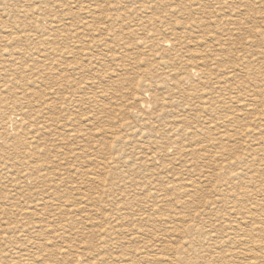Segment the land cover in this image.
<instances>
[{
  "label": "rangeland",
  "instance_id": "374dc122",
  "mask_svg": "<svg viewBox=\"0 0 264 264\" xmlns=\"http://www.w3.org/2000/svg\"><path fill=\"white\" fill-rule=\"evenodd\" d=\"M140 1L142 0H0V97L9 100H6L7 103L0 104V264H25V261L27 264H264V187L262 188L264 176L249 173V175L256 174L253 180L255 182L245 183L238 189L234 185V191H236L234 195L235 193L239 195L235 198L236 195L230 196L227 193L230 192V187L233 186L235 180L232 179L229 185L226 184L229 186L228 188L225 181H222L225 191L221 187L223 196H217L213 192V187L220 183L216 181L201 182V179L196 175L203 172L210 175L212 168L216 166L213 160L226 163L244 158L251 153L252 149L258 147V142H261V145L257 149L261 146V151L256 149L255 152L258 151L254 156L256 160L254 159L253 168H249L255 169L264 159L262 157L264 156V151H262L264 150V143H262L264 142V132L262 131L264 126V0H224V3L220 0H182L186 4L181 0H152L151 4L144 3V5ZM129 7L134 9L131 11ZM138 8L141 9L139 13H137ZM145 12L163 18L164 22L167 21L164 30L160 27L155 29L154 34L158 38L157 51H154L156 49L154 48L151 52L147 48L140 47L141 44H135L137 35H133L131 28L145 15ZM197 21L198 25H196ZM192 22L199 27V33L194 30L192 31L193 35L203 36L204 44L202 46L184 41L185 37L182 35H189L192 32L180 29V25L186 26L190 23L189 25L195 26ZM119 30L121 33H118ZM171 32L181 34L182 37L180 45L183 47L176 49L177 52L171 50L170 45L173 38ZM253 32L254 34H252ZM139 37L142 36L139 35ZM160 39L170 42L165 44ZM162 47H164V51ZM185 50L190 51L188 56ZM173 51L176 53V57L171 60L174 63L168 61L169 64L171 62L172 67L181 68L185 59L190 65L198 62L203 63L205 66L193 67L202 68L203 72H212L217 79L232 75L234 77L233 87L244 84L246 86V83H249L246 87L254 84V89H259L253 93L255 104H258L257 101L259 102L258 105L252 107L254 110L250 113L253 115L241 114L242 116H239L237 114L245 124L248 123L253 129L249 128L250 131L247 135L235 140L241 142L246 138L249 139L250 141L241 142L246 146H241V148L234 145L233 142L223 141L227 143V146L229 145L220 147L223 148L224 154L221 149H219L220 151L216 148L213 149L214 144L208 141L212 135H209L204 127L200 132L199 126L205 124L203 122L205 118L212 119L213 117L215 119L217 117L218 121H227V118L221 117L223 115L221 112H218L219 115L216 114L215 117V113H209L208 116L205 114L206 112L199 113L193 108L199 102L201 91L215 88L211 81L204 85L203 79L200 82V76H195L184 69L179 71L184 78L182 89L185 88L184 90L188 91H186L188 96H186L187 101L184 100L185 103L175 98L176 93H173L177 92L174 89L175 85L168 80L164 84L168 83L166 86L169 90L164 84L163 86L161 84L162 87L158 85L157 89H153L154 79L161 78L160 75L164 76L168 70L161 66L156 68L157 63L161 62V57L163 60L167 55H174ZM144 52L149 54L146 56ZM152 53L154 56L151 55ZM157 56H160L159 59ZM176 58L181 60H178L177 63ZM176 63L178 65L174 66ZM51 70L52 72H50ZM191 70L194 69L191 68ZM182 74H185L186 78ZM192 82L194 84H191ZM186 83L192 88L195 86V91L191 92L192 94L188 90L190 86L188 87ZM255 83L260 87H256ZM170 86L171 88H169ZM178 89L183 91L179 87ZM246 90L248 89H245V92ZM169 91L170 94H168ZM259 92H262L260 93L262 97L258 95ZM231 94L237 96L236 93L231 92ZM155 95L160 98V101ZM196 95L199 97L196 98ZM138 96L140 99L143 97L146 104H151L147 105L148 107L145 109L140 108ZM190 97L193 99L191 100ZM138 107L144 111V114H148L147 116L158 114L161 108H163V113L157 117L158 121L153 118L154 121L151 120L152 122L149 121L143 125L137 121L135 116V109ZM179 108L183 112L181 109L177 110ZM51 110L52 112H49ZM154 110L158 111L154 113ZM254 111L258 114L262 112L263 117L255 114ZM165 113L167 116L163 115ZM12 115L15 116V120L18 119L17 123L15 121V125L13 123L10 125L9 118ZM174 120L178 121V125L185 123L190 126V130L187 127L188 129L184 130L186 133L180 135L187 139L181 137V142H178L179 139L175 137L177 139V141L174 140L175 144L166 148L169 152L165 150L164 146L163 155L159 152L158 154L161 156L158 157L157 154L151 153L154 149L147 143L150 129H146V126L156 128L157 122L161 124L166 121L174 127ZM152 123L154 125H151ZM256 123L261 125L258 127ZM224 125L231 127L230 125L233 124L229 120L227 125L226 122ZM254 129L256 132H253ZM178 130L180 129L173 130L171 135H179ZM251 132L254 133V136ZM204 133L209 136L208 139ZM144 134L146 137L143 136ZM222 134L226 135L227 132L224 131ZM192 136L195 137L192 138ZM259 137L263 141L257 140ZM188 140L193 144L189 145ZM13 142H17V145ZM113 143L115 145L112 146ZM145 144L148 147L144 146ZM230 144L233 145L230 146ZM252 144L255 148L251 146ZM110 145L113 148L112 151L108 150ZM120 146H124V149ZM161 146L162 144H157V147ZM182 147L185 149L180 151L179 148ZM141 149L142 152H140ZM175 150L176 153H173ZM191 151L196 153L193 154ZM214 152L217 156L222 154V157H217ZM141 153L144 155L151 153L149 155L153 162H150L151 166L147 161L144 162L145 164L142 163L144 159L139 160L140 157H143ZM197 153L199 154L197 155ZM179 154L182 156L181 158H178ZM214 155L217 159L212 158ZM44 156L47 161L44 160ZM163 156L165 157L162 158ZM34 157L40 163L33 165L34 167L30 170L28 164L34 162L32 160ZM183 157L187 162L183 160ZM188 157L190 158L187 159ZM193 157L195 158L193 159ZM28 158L29 160H27ZM137 158L139 163L136 161L135 164ZM101 164H106L108 169L101 170ZM122 164L125 168L120 167ZM254 165L256 166L254 167ZM41 166L43 167L40 168ZM15 167L17 170L14 169ZM126 167L127 171L132 173H130L131 175L124 172ZM151 168L152 170H150ZM153 168L157 169L153 171ZM184 168L191 169L192 171H190L193 173H190L193 174L195 183L200 184L195 191L188 186L191 183L189 178L183 174L179 178V174L183 172ZM258 168L259 171H262L261 166ZM112 170L115 171L112 172ZM246 171L250 172L248 168L243 172ZM135 172L139 173L135 174ZM190 173L189 175H191ZM44 174L45 178L41 177ZM195 177L198 178L197 181ZM149 178L152 180L155 178L154 184ZM156 182L161 184H159L160 187ZM98 184L100 185L98 186ZM253 184V189L257 188V190L251 188ZM181 187L185 189L182 194V190H179ZM244 187L246 189L250 187V189L248 188L246 192ZM241 188L242 190H239ZM259 189H262V192ZM108 190H114L117 195H107L106 191ZM51 192L53 194H49L51 198L48 199V193ZM152 192H154L153 195L156 196V193L158 195L155 197ZM221 196L222 198H220ZM251 197L253 199H249ZM218 200L219 204H217ZM215 202L216 204L213 206ZM235 202H239V205ZM117 205L125 207L120 213L122 215L113 214L114 217H110L109 211ZM249 206L254 210L260 208L262 210L245 215L243 208ZM22 213H26V217ZM143 216L149 220L147 225L141 221ZM116 217L122 218L117 220ZM137 220L139 221L136 222ZM108 221L113 224V229L110 233H105L104 229L111 226L108 225ZM139 222H143L141 226ZM115 225L118 228L115 229ZM229 225L233 231H230ZM228 232H231L229 240L230 236L233 237V243L229 241L227 246L217 245L214 249L216 243L226 240ZM101 242L104 244H100ZM148 245L150 246L148 247ZM81 254L83 255L77 259V255Z\"/></svg>",
  "mask_w": 264,
  "mask_h": 264
},
{
  "label": "bare ground",
  "instance_id": "6f19581e",
  "mask_svg": "<svg viewBox=\"0 0 264 264\" xmlns=\"http://www.w3.org/2000/svg\"><path fill=\"white\" fill-rule=\"evenodd\" d=\"M151 1L152 0H142V1H140V2H142V4L144 5V3H150L151 4ZM177 1V0H176ZM220 1H222V3H224V0H220ZM181 2H184V1H182L181 0ZM138 3V2H137ZM185 3V2H184ZM198 3H200V2H198ZM198 3H196V4H198ZM226 3V2H225ZM136 4V3H135ZM134 4V5H135ZM139 4H141V3H139ZM141 4V5H142ZM178 4H179V2H178ZM186 4V3H185ZM189 4V3H188ZM195 4V3H194ZM133 5V6H134ZM149 5V4H148ZM177 5V4H176ZM181 5H183V4H181ZM198 5H200V4H198ZM140 6V5H139ZM146 6V5H145ZM193 6V5H192ZM195 6V5H194ZM201 6V5H200ZM132 7V6H131ZM131 7H129V9L131 8ZM147 7V6H146ZM154 7V6H153ZM156 7V6H155ZM154 7V8H155ZM175 7V6H174ZM189 7V6H188ZM250 7V6H249ZM134 8H135V6H134ZM134 8H131V11H132V9H134ZM142 8V7H141ZM151 8H152V6H151ZM181 8V7H180ZM191 8H193V7H191ZM190 8V9H191ZM28 9V8H27ZM147 9V8H146ZM146 9H145V11H146ZM182 9V8H181ZM196 9V8H195ZM138 10H139V8H138ZM141 10V9H140ZM140 10L137 12V13H139L140 12ZM148 10V9H147ZM150 10H152V9H150ZM154 10V9H153ZM171 10H173V9H171ZM176 10V9H175ZM200 10V9H199ZM170 11V10H169ZM37 12V11H36ZM127 12V11H126ZM134 13L136 12V9H135V11H133ZM150 12V11H149ZM172 12V11H171ZM170 12V13H171ZM191 12V11H190ZM124 13V12H123ZM128 13V12H127ZM151 13V12H150ZM169 13V12H168ZM147 12H145V15L144 16H142V18H140L136 23H134L133 25H132V28H131V30L133 31V35L134 34H136L137 36H135V39H136V41H135V44L137 45L138 43L139 44H141V46L140 47H142V48H147L148 49V51L150 50L151 52H152V50L154 49V48H156V49H154V51L156 50L157 51V47H156V44L158 43L157 42V40H158V38H156L155 37V29L157 28V27H160L161 29L163 28V30H164V28H166V22H164V20H163V18H160L159 16L158 17H155V16H152L151 14L149 15V14H147ZM140 16V15H139ZM124 18V17H123ZM122 20H124V19H122ZM194 21V20H193ZM238 21V20H237ZM54 22V21H53ZM60 22H62V21H60ZM133 22V21H132ZM239 22V21H238ZM57 23V22H56ZM55 23V24H56ZM58 23H59V21H58ZM186 23H188L187 21H186ZM239 23H241V22H239ZM128 24H130V23H128ZM190 24V23H189ZM186 25V26H181L180 24V29H185V30H190V32H192V31H194V30H196V31H194V32H196V33H199V27L198 26H196V25H198V21H197V23H196V25L192 22V24H194L195 26H192V25ZM52 25H54V24H52ZM123 25V24H122ZM121 25V26H122ZM127 25V24H126ZM178 25V26H179ZM123 27H125L124 25H123ZM90 28V27H89ZM126 28V27H125ZM121 29V28H120ZM126 30H127V28H126ZM122 32H123V30H122ZM167 32H168V30H167ZM118 33H121V31L119 30L118 31ZM118 33H115V34H118ZM258 33V32H257ZM256 33V34H257ZM172 36H173V38H172V41H171V50H176V49H178V48H181V47H183V46H181L180 45V41H181V34H177V33H170ZM252 34H254V32L252 33ZM255 34V35H256ZM264 34V33H263ZM132 35V36H133ZM139 35H141L142 37H139ZM171 36V37H172ZM183 37H185V39H184V41L186 40V43H187V41L188 42H190V43H192V44H195V45H197V46H202L203 44H204V40H203V36L202 35H198V36H194L193 35V32L191 33V34H189V35H182ZM257 37H258V35H256ZM263 36V35H262ZM261 36V37H262ZM260 37V38H261ZM264 37V36H263ZM134 39V38H133ZM134 39V40H135ZM164 39V38H163ZM163 39H160V41L161 42H163V43H169V42H167V41H164ZM262 39V38H261ZM260 39V40H261ZM160 41H159V43H160ZM262 41V40H261ZM261 41H259V42H261ZM184 42L182 41V44H183ZM189 43V44H190ZM125 44V43H124ZM169 45V44H168ZM184 45V44H183ZM165 46V45H164ZM192 46V45H191ZM124 47V46H123ZM129 47V46H128ZM136 47V46H135ZM186 47V46H185ZM184 47V48H185ZM159 48V47H158ZM189 48V47H188ZM164 49V47H162V50ZM167 49V48H166ZM127 50V49H126ZM159 50H161V49H159ZM158 50V51H159ZM165 50V49H164ZM163 50V51H164ZM181 50V49H180ZM179 50V51H180ZM184 50V49H183ZM190 50V49H189ZM128 51V50H127ZM144 51V50H143ZM186 51V50H185ZM184 51V52H185ZM175 51H173L172 53H174ZM176 52H177V50H176ZM183 52V51H182ZM189 52L190 51H186V53H187V56H188V54H189ZM192 52V51H191ZM126 53V52H125ZM167 53H168V50H167ZM171 53V52H170ZM130 54V53H129ZM144 54H145V52H144ZM149 53H147V54H145L146 56L148 55ZM154 54H156V53H154ZM158 54H160V53H158ZM161 54H163V52L161 51ZM165 54V53H164ZM169 54V53H168ZM183 54V53H182ZM127 55V54H126ZM151 55H153V53L151 54ZM157 55V54H156ZM155 55V56H156ZM170 55V54H169ZM169 55H167L164 59H166V60H162V57L160 58L161 59V62H156L157 63V67L156 68H158V66H161V67H166V68H168V70H167V72H166V74L163 76V75H160V77L161 78H157V79H154L155 81H154V83H153V85H152V87H154L153 89H157V86L158 85H160L161 86V84H162V86H163V84L164 83H166V80H168L169 82H171L173 85H175V90L177 91V92H175L174 91V89H172V91H174L173 93H176V97L175 98H177V99H180L181 101H183L184 103H185V101L184 100H186V96H188V95H186V93L188 92L187 90H184V89H182L183 87V80H184V78H183V76H181V74L179 73V71H181L182 69H184L185 71H187V72H189V73H192V74H194L195 76L197 75V76H200L199 77V79H201L200 80V82L201 81H203L202 83L205 85V83H207V82H209V81H211L214 85H215V88H213L212 90L209 88V89H207V90H203V91H201L202 93H200V97L199 96H197L196 95V98L197 97H199L200 99H199V102L196 100V103L198 102V104L197 105H194V107L193 108H195V110L196 111H198L199 113H205V114H207L208 116H209V113H215V117H216V114L218 113V112H221L223 115L221 116V117H223V118H227L226 120L227 121H224V122H226V125H227V122H229V120H230V122H231V124H235V126H233V125H230L231 127H226L225 125H224V122L223 121H218V118H217V120H215V119H213V117H212V119L211 118H209V119H204V123L205 124H200V126H199V130H200V132H201V128H203L204 127V130L205 131H208V134L209 135H212L211 136V139L209 138V142H211L212 144H214V146H213V149L214 148H216V149H221L220 147L221 146H227V143L228 142H233V144L235 145H237L238 147H241V146H244L241 142H243V141H235V140H239V138L240 137H242L243 135H247L248 134V132L250 131V129H252L250 126L251 125H249L248 123L247 124H245V122L243 121V119H241V118H239V116H242L241 114H252L253 115V113H250L251 111H253L254 110V108H253V110H252V107L253 106H255V105H258L259 104V102L257 101V103L258 104H255V102H256V100L254 99V92H255V90L257 91V90H259L258 88L257 89H254L255 87H254V84H252L253 85V87H252V85L250 86V87H246L248 84L246 83V86H245V84L244 85H240V86H236V87H233L232 86V82L234 81V77L232 76V75H229V76H224V77H222V78H219V79H217V78H215L214 77V75H213V73L212 72H203V70H202V68H197V67H193V66H205L203 63H195V64H192V65H190L189 63H187V60L185 59V60H183V61H185V63H183V65H181V68H175V67H172L171 66V62H173V61H171V60H173L174 59V57H176V53H174V55L172 54V56H169ZM181 55V54H180ZM184 55V54H183ZM191 55H193V54H191ZM257 55V54H256ZM150 56V55H149ZM148 56V57H149ZM154 56V55H153ZM163 56V55H162ZM179 56V55H178ZM197 56V55H196ZM160 57V56H159ZM159 57L157 56V58L159 59ZM190 55H189V59H190ZM150 58H151V56H150ZM156 58V59H157ZM178 58V57H177ZM177 58H176V62L178 61V60H181V59H178L177 60ZM182 58V57H181ZM187 58V57H186ZM193 58H194V56H193ZM129 59H132V58H129ZM144 59V58H143ZM133 60V59H132ZM136 60V59H135ZM141 60V59H140ZM139 60V61H140ZM147 60H150V59H147ZM138 61V60H137ZM156 61H158V60H156ZM160 61V60H159ZM168 61H171L170 62V64L168 63ZM180 62V61H179ZM134 63H136V62H134ZM138 63V62H137ZM136 63V64H137ZM140 63V62H139ZM148 63H149V61H148ZM152 63V62H151ZM168 63V64H167ZM174 63V62H173ZM178 63V62H177ZM174 64V66L175 65H178V64ZM179 64H181V63H179ZM146 65L148 66V64L146 63ZM145 65V66H146ZM151 65H153V63L151 64ZM151 65H149V66H151ZM155 65V64H154ZM170 65V66H169ZM251 66V65H250ZM176 67H178V66H176ZM180 67V66H179ZM183 67V68H182ZM170 68V69H169ZM191 68L192 69H194V70H191ZM250 68V67H249ZM49 69H51V68H49ZM205 70V69H204ZM250 70V69H249ZM47 71V70H46ZM209 71V70H208ZM48 72V71H47ZM50 72H52V70L50 71ZM152 72H154V71H152ZM163 72H165V71H163ZM184 72V71H183ZM182 72V73H183ZM187 72H186V75H187ZM47 74H49V72L47 73ZM47 74H46V76H47ZM192 74H191V76H192ZM261 74V73H260ZM44 75H45V73H44ZM182 75H185V74H182ZM186 75H185V78H186ZM150 76V75H149ZM148 76V77H149ZM151 76H153L152 74H151ZM163 76V77H162ZM260 76H262V74L260 75ZM154 77H155V75H154ZM156 78V77H155ZM151 79H152V77H151ZM187 79H189V78H187ZM195 79V78H194ZM198 78L196 77V80H197ZM203 79V80H202ZM186 80V79H185ZM167 81V82H168ZM187 81V80H186ZM188 81H190V80H188ZM248 82V81H247ZM189 83V82H188ZM197 83H199L198 81H197ZM168 84V83H167ZM166 84V85H167ZM191 84H194L193 82L191 83ZM196 84V83H195ZM212 84V85H213ZM256 84L257 83H255V86H256ZM263 84V83H262ZM165 85V84H164ZM165 85V87L168 89V86H166ZM186 85H187V83H186ZM197 85V87H198V84H196ZM201 85V84H200ZM203 85V86H204ZM213 85V86H214ZM261 85V84H260ZM159 86V87H160ZM161 86V87H162ZM185 86V85H184ZM188 86V85H187ZM186 86V87H187ZM190 86V85H189ZM188 86V87H189ZM211 86V85H210ZM259 86V85H258ZM258 86H256V87H258ZM262 86V85H261ZM151 87V86H150ZM164 87V88H165ZM178 87L181 89V90H183V91H180L179 89H178ZM202 87V86H201ZM200 87V88H201ZM206 87H207V85H206ZM212 87V86H211ZM252 87V88H251ZM260 87V86H259ZM263 87H264V84H263ZM163 88V89H164ZM169 88H171V86L169 87ZM199 88V87H198ZM198 88H196V89H198ZM160 89V88H159ZM187 89V88H186ZM202 89H203V87H202ZM206 89V88H205ZM245 89H248V90H246V92H245ZM261 89H263V88H261ZM260 89V90H261ZM151 90H152V88H151ZM169 90V89H168ZM189 91H190V93L191 92H193V91H195V86H193V88L190 86V89H188ZM244 90V91H243ZM158 91V90H157ZM187 91V92H186ZM197 91V90H196ZM226 91H230L229 93H224V92H226ZM147 91H145V93H146ZM168 92V91H167ZM198 92H200V91H198ZM231 92H233V93H236L237 94V96H232V94H231ZM264 92V91H263ZM144 93V94H145ZM151 93H153V92H151ZM155 93V92H154ZM160 93V92H159ZM161 93H162V91H161ZM166 93V92H165ZM171 92L169 91V93L168 94H170ZM196 94H197V92H195ZM195 93H194V97H195ZM260 93H262V92H259V94L258 95H260ZM143 94V93H142ZM147 94V93H146ZM145 94V95H146ZM188 94V93H187ZM192 94V93H191ZM154 95V94H153ZM166 95V94H165ZM175 95V94H174ZM257 95V94H256ZM149 96V95H148ZM156 96V95H155ZM154 96V98H156ZM163 96H164V94H163ZM163 96H160L161 98L163 97ZM167 96V95H166ZM190 96V95H189ZM261 96V95H260ZM259 96V97H260ZM16 97V96H15ZM15 97H13V98H15ZM139 97V96H138ZM173 98H174V96H172ZM191 97H193V96H191ZM191 97H190V99H191ZM262 97V96H261ZM260 97V98H261ZM263 97H264V95H263ZM93 98V97H92ZM91 98V99H92ZM143 98V97H142ZM140 99V97L138 98V99H140L139 100V102H138V104H139V107L140 108H142V109H145V108H147L148 106L147 105H149V104H151V103H145V101L143 100V99ZM150 98V97H149ZM158 98V97H157ZM164 98H167V97H164ZM187 98H189V97H187ZM259 98V99H260ZM16 99V98H15ZM53 99V98H52ZM160 98H158V100H159ZM169 99V98H168ZM189 99V100H190ZM193 99V98H192ZM191 99V100H192ZM258 99V100H259ZM6 100H8L7 98H2V97H0V104L2 103V102H6L7 103V101ZM11 100V99H10ZM23 100V99H22ZM22 100H21V102H22ZM90 100V99H89ZM162 100V99H161ZM174 100V99H173ZM9 101V100H8ZM18 101V100H17ZM24 101V100H23ZM160 101V100H159ZM187 101V100H186ZM261 101H262V99H261ZM20 102V101H19ZM20 102V103H21ZM87 102V101H86ZM153 102V101H152ZM161 102H165V101H161ZM167 102V101H166ZM165 102V103H166ZM182 102V103H183ZM194 102H195V100H194ZM164 103V104H165ZM183 103V104H184ZM191 103V102H190ZM262 103V102H261ZM260 103V104H261ZM263 103H264V100H263ZM44 104V103H43ZM47 104V103H46ZM90 104V103H89ZM188 104H189V102H188ZM188 104L186 103V106L188 107ZM16 105V104H15ZM48 105H49V103H48ZM157 105V104H156ZM192 105H193V103H192ZM233 105V106H232ZM2 106V105H1ZM47 106V105H46ZM158 106V105H157ZM190 107H191V105H189ZM47 107H49V106H47ZM138 107V109H135L136 110V112H135V116H136V118H137V121H139V123H141V124H143V125H146L149 121H151V120H153V118L156 120V121H158L157 120V117L158 116H161L162 115V111H163V108H161V109H159V111H158V114H156V115H154V116H152L151 114V116H147L148 114H144V111H142L140 108ZM160 107H161V105H160ZM257 107V106H256ZM260 107V106H259ZM258 107V108H259ZM6 108V107H5ZM158 108V107H157ZM192 108V107H191ZM192 108V109H193ZM261 108V107H260ZM47 109H49V108H47ZM165 109V108H164ZM181 108H179V109H177V110H180ZM2 110V109H1ZM53 110V109H52ZM52 110L51 111H49V112H52ZM150 110V109H149ZM156 110V109H155ZM154 110V113L155 112H157V111H155ZM182 110V109H181ZM191 110V109H190ZM263 110V109H262ZM45 111V110H44ZM173 111V110H172ZM171 111V112H172ZM175 111V110H174ZM194 111V110H193ZM196 111H194L195 113H196ZM152 112V110L150 111V113ZM168 112V111H167ZM166 112V113H167ZM177 113H178V111H176ZM182 112H183V110H182ZM166 113L165 114H163L164 116H167L166 115ZM168 113H170V111L168 112ZM174 113V112H173ZM176 113V114H177ZM221 113H220V115H221ZM254 113H255V111H254ZM176 114H175V117H177L176 116ZM182 114V113H181ZM197 115H198V113H196ZM235 114V115H234ZM239 116H238V115ZM255 114H258V113H255ZM134 115V114H133ZM172 115V114H171ZM183 115V114H182ZM181 115V116H182ZM203 115V114H202ZM212 115V114H211ZM217 115H219V114H217ZM258 115H260V116H262L263 117V113L262 112H260ZM180 116V117H181ZM15 116H13L12 115V117H10L9 118V121H10V125H12V123L15 125V121H16V123H17V120L18 119H16L15 120V118H14ZM169 117V116H168ZM179 117V118H180ZM185 117V116H184ZM187 117V116H186ZM203 117H204V115H203ZM220 117V118H221ZM256 117V116H255ZM166 118V117H165ZM179 118H177V119H179ZM182 118V117H181ZM192 118V117H191ZM190 118V119H191ZM200 118V117H199ZM219 118V119H220ZM243 118H245V117H243ZM250 118V117H249ZM254 118V117H253ZM260 118V117H259ZM259 118H257V119H259ZM264 118V117H263ZM163 119H164V117H163ZM184 119H186V118H184ZM193 119V118H192ZM198 119V118H197ZM197 119H195V120H197ZM166 120V119H165ZM189 120V119H188ZM194 120V119H193ZM256 120V119H255ZM154 121V120H153ZM155 121V122H156ZM167 121H168V119H167ZM190 121V120H189ZM188 121V123H191V122H189ZM199 121V120H198ZM248 121H249V119H248ZM47 122V121H46ZM89 122H90V120H89ZM134 122H136V121H134ZM152 122V121H151ZM165 123H161V124H158V122H157V124H156V128H154V126H146V129H150V133L148 134V136H147V138L149 139V141H147V143H148V145L150 146V147H152L153 149H154V151H151V153H155V154H157V156L159 157V156H161V155H163V153L164 152H162V151H165V150H167L166 148H167V146H172V145H174L175 143H174V140L177 138V139H179V141L178 142H181L180 140L182 139L181 137H184V136H181L180 137V135L181 134H183V133H186V131H184V130H187L188 128L187 127H189V130H190V126H188L187 124H185V123H183L184 125H180V123H179V125H178V121L176 120H174V122H175V124H174V127H172V126H170V124H168V122L166 123V121H164ZM177 122V123H176ZM181 122V121H180ZM186 122V121H185ZM200 122V121H199ZM202 122V121H201ZM202 122V123H203ZM247 122V121H246ZM133 123V122H132ZM171 123V122H170ZM187 123V122H186ZM194 123V122H193ZM197 123V122H196ZM260 123H261V121H260ZM43 124V123H42ZM136 124H138V123H136ZM173 124V123H172ZM171 124V125H172ZM192 124V123H191ZM257 124V123H256ZM27 125V124H26ZM48 125V124H47ZM149 125V124H148ZM151 125H154L153 123L151 124ZM176 125V126H175ZM193 125H195V124H193ZM198 125V124H197ZM259 124H257V126H258ZM261 125V124H260ZM259 125V126H260ZM130 126V125H129ZM133 126V125H132ZM192 126V125H191ZM258 126V127H259ZM262 126H263V124H262ZM28 127V126H27ZM32 127V126H31ZM40 127V126H39ZM46 127V126H45ZM170 127V128H169ZM131 128H133V127H131ZM166 128H169V129H166ZM191 128H193V127H191ZM196 128H197V126H196ZM250 128V129H249ZM177 129H180V130H178V132H179V135H177V136H172L171 135V133H172V131L173 130H177ZM194 129V128H193ZM198 129V128H197ZM262 129V128H261ZM33 130V129H32ZM36 130V129H35ZM127 130V128L125 129V131ZM253 130V129H252ZM256 130H257V128H256ZM133 131V130H132ZM146 131V130H145ZM192 131V130H191ZM194 131V130H193ZM204 131V132H205ZM224 131H226L227 132V134L226 135H224V134H222ZM261 131V130H260ZM262 131L264 132V126H263V129H262ZM37 132V131H36ZM136 132V131H135ZM190 132V131H189ZM189 132H187V133H189ZM197 133H198V131H196ZM203 132V131H202ZM253 132H256L255 131V129H254V131ZM112 133V132H111ZM111 133H109V134H111ZM134 133V132H133ZM144 133V132H143ZM175 133V132H174ZM193 133V132H192ZM194 133H195V131H194ZM258 133H259V131H258ZM262 133V132H261ZM36 134V133H35ZM178 134V133H177ZM190 134V133H189ZM196 134V133H195ZM199 134V133H198ZM205 135H207L206 133H204ZM251 134H252V132H251ZM250 134V135H251ZM254 134V133H253ZM252 134V135H253ZM1 135V134H0ZM19 135V134H18ZM45 135V134H44ZM44 135H42V136H44ZM48 135V134H47ZM135 135V134H134ZM136 135H138V134H136ZM146 134H144L143 136H145ZM155 135H157L158 137H156ZM185 135V134H184ZM259 135H262V134H259ZM12 136V135H11ZM36 137H37V135H35ZM141 136V135H140ZM190 135H188V137H189ZM195 136H198V135H195ZM194 136V137H195ZM202 136H204V135H202ZM214 136V137H213ZM254 136V135H253ZM257 136V135H256ZM146 137V136H145ZM176 137V138H175ZM191 137V136H190ZM189 137V138H190ZM193 136H192V138H194ZM199 137V136H198ZM208 135H207V139H208ZM248 137V136H247ZM252 137V136H251ZM264 137V136H263ZM262 137V138H263ZM29 138V137H28ZM108 138V137H107ZM109 138H111V137H109ZM114 138V137H113ZM181 138V139H180ZM185 138V137H184ZM206 138V137H205ZM246 138V137H245ZM256 138V137H255ZM17 139V138H16ZM45 139V138H44ZM137 139H138V136H137ZM143 139V138H142ZM144 139H146V138H144ZM147 139V140H148ZM177 139H176V141H177ZM185 139H187V138H185ZM191 139V138H190ZM262 140L263 141V139H261L260 137L259 138H257V140ZM192 140V139H191ZM196 140V139H195ZM194 140V141H195ZM246 140H247V138H246ZM245 140V141H246ZM249 140V139H248ZM247 140V141H248ZM252 140V139H251ZM256 140V139H255ZM44 141V140H43ZM110 141H111V139H110ZM143 141V140H142ZM175 141V142H176ZM184 141V140H183ZM182 141V142H183ZM193 141V142H194ZM223 141H226L227 143H225V142H223ZM244 141V142H245ZM250 141V140H249ZM22 142V141H21ZM37 142V141H36ZM35 142V143H36ZM46 142V141H45ZM144 142H146V141H144ZM178 142H177V144H178ZM188 142H189V140H188ZM196 142H197V140H196ZM256 142V141H255ZM13 143H15V142H13ZM62 143V142H61ZM105 143V142H104ZM120 143V142H119ZM118 143V144H119ZM146 143V144H147ZM186 143V142H185ZM190 144L189 145H191V144H193V143H191V142H189ZM200 143V142H199ZM207 143V142H206ZM210 143V144H211ZM247 143H249V142H247ZM257 143V142H256ZM262 143H264V142H262ZM16 145H17V142L15 143ZM29 144V143H28ZM110 144H111V142H110ZM121 144V143H120ZM129 144V143H128ZM144 145V146H147V145ZM157 144H162V146L161 147H157ZM182 143H180V145H181ZM233 144H230V146H232ZM258 144V147H259V145H261V142H258L257 143ZM6 145V144H5ZM14 145V144H13ZM18 145H19V143H18ZM42 145V144H41ZM44 145V144H43ZM106 145L108 146V143H106ZM113 145H115L114 143L112 144V146ZM117 145V144H116ZM136 145V144H135ZM139 145V144H138ZM183 145V144H182ZM198 145V144H197ZM202 145V144H201ZM48 146V145H47ZM60 146V145H59ZM130 146V145H129ZM141 146V145H140ZM164 146H165V150H164ZM192 146H194V145H192ZM198 146H200V144L198 145ZM211 146V145H210ZM229 146V145H228ZM227 146V147H228ZM246 146V145H245ZM253 148H255L254 146H253V144L251 145ZM257 146V145H256ZM36 147H38V146H36ZM121 148L123 147V149H124V146H120ZM139 147V146H138ZM142 147H143V145H142ZM148 147V146H147ZM146 147V148H147ZM175 147V146H174ZM176 147H177V145H176ZM187 147V146H186ZM195 147V146H194ZM257 147V148H258ZM47 148V147H46ZM158 148H160V149H158ZM169 148V147H168ZM185 149V147H182V148H179V149H181L180 151H182V149ZM187 148H189V147H187ZM192 148V147H191ZM212 148V147H211ZM242 148V147H241ZM247 148H250V147H248L247 146ZM257 148H255V149H252L251 150V153L250 154H248L247 156H245L244 158H239L240 160H237L236 162H232V161H230V162H226V163H223L224 161H221V162H217V161H215V160H213V162H215V167H213L212 168V170H211V174L210 175H208L207 173H200V174H196L200 179H201V182H210V181H216V182H219L220 183V185L218 184V186H214L213 187V192H215L216 194H217V196H220V195H222L223 194V191H225V188L223 187V184L221 183L222 181H225V185L226 184H228L229 185V182H230V180H235L234 181V183H233V186L231 185V187H230V192H227L230 196L231 195H234V192H236V191H234V185H236V188L238 189V188H240V187H242L243 185H245V183H251L253 180H254V175H256V176H264V159L263 160H261L260 162H259V165L261 166V170L262 171H259V168L257 169V167H260V166H256V165H254V167L256 166V168L255 169H250L249 167H251V168H253L252 167V165H253V163H254V159L256 160V158L254 157L255 155H256V153H258V151L257 152H255L256 151V149ZM260 148H261V146H260ZM259 148V149H260ZM263 148V147H262ZM112 147H111V145L109 146V148H108V150L110 151H112ZM144 149H145V147H144ZM205 149H207V148H205ZM223 149V148H222ZM221 149V152L223 151ZM259 149H257V150H259ZM16 150H19V149H16ZM133 150V149H132ZM150 150V149H149ZM152 150V149H151ZM178 150V149H177ZM190 150V149H189ZM201 150H202V147H201ZM245 150H247L246 148H245ZM248 150H250V149H248ZM15 151V150H14ZM123 151V150H122ZM135 151V150H134ZM139 151V150H138ZM137 151V152H138ZM143 150L141 149V151L140 152H142ZM158 151V152H157ZM168 151V150H167ZM180 151H179V153H180ZM194 151H196V150H194ZM220 151V150H219ZM260 151H261V149H260ZM262 151H264V150H262ZM42 152V151H41ZM124 152V151H123ZM150 152V151H149ZM148 152V153H149ZM157 152V153H156ZM161 153V155H159L158 153ZM169 152V151H168ZM191 152H193V151H191ZM199 152H201V151H199ZM217 152V151H216ZM221 152H218V153H221ZM224 152V151H223ZM3 153V152H2ZM46 153V152H45ZM130 153V152H129ZM144 153H145V151H144ZM144 153H141V155L143 154V157L141 158L140 157V159L139 160H142V159H144L143 160V162L142 163H144V162H146L147 161V163H150V162H152V157L150 156L149 157V155L151 154H149V155H144ZM173 153H176V150H175V152H173ZM185 153V152H184ZM194 153H196V152H193V154ZM13 154V153H12ZM18 154V153H17ZM33 154H35V153H33ZM119 154V153H118ZM130 154H132V153H130ZM139 154V153H138ZM166 154V153H165ZM186 154V153H185ZM184 154V155H185ZM190 154V153H189ZM199 153H197V155H198ZM214 154H215V152H214ZM224 154H225V152H224ZM263 154H264V152H263ZM10 155V154H9ZM127 155V154H126ZM125 155V156H126ZM129 155V154H128ZM127 155V156H128ZM192 155V154H191ZM196 155V154H195ZM216 155V154H215ZM215 155L214 156H212V158L214 159V158H216L217 159V157H222L221 155L220 156H217V157H215ZM14 156V155H13ZM26 156V155H25ZM28 156V155H27ZM36 156V155H35ZM121 156H124V155H121ZM166 156V155H165ZM165 156H163L162 158H164ZM176 156V155H175ZM178 156V155H177ZM185 156H187V155H185ZM190 156V155H189ZM194 156V155H193ZM51 157V156H50ZM133 157V156H132ZM132 157H130L131 159H132ZM171 157H173V156H171ZM181 158L182 156H180V154H179V156H178V158ZM192 157V156H191ZM252 158L251 160L250 159H248V158ZM254 157V158H253ZM262 157H264V156H262ZM43 158V157H42ZM46 157L44 156V160H46L47 161V159H45ZM123 158V157H122ZM167 158V157H166ZM165 158V159H166ZM169 158H170V156H169ZM186 158V157H185ZM190 157H188L187 159H189ZM195 157H193V159H194ZM24 159H26V158H24ZM51 159V158H50ZM119 159V158H118ZM126 159H127V157H126ZM156 159V158H155ZM159 159V158H158ZM157 159V160H158ZM172 159V158H171ZM177 159V158H176ZM202 159V158H201ZM259 158L257 157V160H258ZM27 160H29V158L27 159ZM32 160H34V162L32 161ZM32 160H30V161H32L30 164H28V166H29V168H30V170H32V167H34L33 165H35V164H39L40 162H38V160H37V158H33ZM43 160V159H42ZM121 160H123V159H121ZM130 160V159H129ZM138 160V158L135 160V164H136V161ZM183 160H184V157H183ZM251 162H250V161ZM39 161H41V160H39ZM119 161V160H118ZM117 161V162H118ZM125 161V160H124ZM131 161V160H130ZM134 161V160H133ZM163 161V160H162ZM167 161H169V160H167ZM177 161V160H176ZM185 161V160H184ZM192 161V160H191ZM194 161V160H193ZM219 161H220V159H219ZM25 162V161H24ZM42 162V161H41ZM116 162V163H117ZM120 162V161H119ZM172 162V161H171ZM179 162V161H178ZM180 162H181V160H180ZM185 162H187V161H185ZM190 162V161H189ZM188 162V163H189ZM196 162H198V161H196ZM28 163V162H27ZM27 163H25V164H27ZM43 163V162H42ZM45 164H46V162H44ZM104 163V162H103ZM114 163V162H113ZM137 163H139V161H137ZM153 163V162H152ZM158 163V162H157ZM159 163H161L160 162V160H159ZM167 163V162H166ZM191 163V162H190ZM194 163H195V161H194ZM194 163H193V165H194ZM256 164H257V161L255 162ZM127 164V163H126ZM130 164V163H129ZM132 164V163H131ZM145 164V163H144ZM163 164L164 163H162V166H163ZM178 164V163H177ZM44 165V164H43ZM51 165V164H50ZM100 165V164H99ZM102 165V164H101ZM111 165V164H110ZM118 165V164H117ZM125 165V164H124ZM167 165V164H166ZM170 165H171V163H170ZM169 165V166H170ZM174 165V164H173ZM180 165H181V163H180ZM179 165V166H180ZM188 165H190V164H188ZM37 166H39V165H37ZM123 167V164L122 165H120V167ZM126 166V165H125ZM128 166V165H127ZM135 166V165H134ZM150 166H151V163H150ZM153 166V165H152ZM175 166V165H174ZM183 166H184V163H183ZM192 166V165H191ZM24 167H25V165H24ZM43 166H41L40 168H42ZM49 167V166H48ZM99 167V166H98ZM119 167V168H120ZM130 167V166H129ZM146 167V166H145ZM144 167V168H145ZM164 167V166H163ZM167 167H168V165H167ZM189 167V166H188ZM27 168V167H26ZM25 168V169H26ZM47 168V167H46ZM53 168V167H52ZM55 168V167H54ZM97 168V167H96ZM100 168V167H99ZM123 168H125V167H123ZM139 168V167H138ZM143 168V167H142ZM141 168V169H142ZM150 168V167H149ZM165 168V167H164ZM171 168V167H170ZM191 168V167H190ZM246 168H248L249 169V171L250 172H248V171H246V172H243V171H245L246 170ZM13 169V168H12ZM14 169H16V167L14 168ZM34 169V168H33ZM37 169V168H36ZM38 169H39V167H38ZM101 170H107L108 169V167H107V165L106 164H103L102 165V167L100 168ZM115 169V168H114ZM122 169V168H121ZM148 169V168H147ZM154 169V168H153ZM157 169V168H156ZM156 169H154L153 171H155ZM162 169V168H161ZM2 170V169H1ZM17 170V169H16ZM30 170H28V171H30ZM49 170V169H48ZM52 170V169H51ZM94 170V169H93ZM92 170V171H93ZM98 170V169H97ZM125 170V169H124ZM136 170H138V169H136ZM140 170V169H139ZM150 170H152V168L150 169ZM171 170H173V169H171ZM191 170V169H190ZM190 170H188L187 168H184L183 169V172H181L179 175V178L181 177V175L183 174L185 177H187V178H189L190 179V181H191V183L188 185L189 186V188H191V189H193V191H195L197 188H198V186L200 185H198V183H195V181H194V177H192V175L193 174H191V173H193V172H191ZM40 172H41V170H39ZM58 171V170H57ZM100 171V170H99ZM98 171V172H99ZM115 170H112V172H114ZM129 171V170H128ZM127 171V167H126V170L124 171V172H128ZM132 171H135V170H132ZM141 171V170H140ZM147 171V170H146ZM6 172V171H5ZM35 172H37L36 170H35ZM39 172V173H40ZM55 172V171H54ZM117 172V171H116ZM124 172H122V173H124ZM151 172V171H150ZM191 172V173H190ZM12 173V172H11ZM27 173V172H26ZM25 173V174H26ZM30 173V172H29ZM129 174L131 173V172H128ZM127 173V174H128ZM137 172H135V174H136ZM139 173V172H138ZM137 173V174H138ZM145 173V172H144ZM189 173L191 174V175H189ZM249 173H256V174H251V175H249ZM13 174V173H12ZM22 174V173H21ZM38 174V173H37ZM46 174V173H45ZM45 174L44 175H42L41 177H43L44 176V178H45ZM117 174V173H116ZM119 174V173H118ZM121 174V173H120ZM132 174V173H131ZM130 174V175H131ZM141 174V173H140ZM194 174V175H195ZM50 175V174H49ZM112 175H113V173H112ZM144 175H146V174H144ZM7 176H9V175H7ZM60 176V175H59ZM86 176V175H85ZM88 176V175H87ZM86 176V177H87ZM127 176V175H126ZM153 176V175H152ZM10 177V176H9ZM8 177V178H9ZM35 177V176H34ZM40 177V178H41ZM47 177H48V175H47ZM57 177V176H56ZM88 177H90V176H88ZM113 177V176H112ZM116 177V176H115ZM124 177V176H123ZM138 177V176H137ZM150 177V176H149ZM19 178V177H18ZM22 178V177H21ZM140 178H142V177H140ZM144 178H145V176L143 177V180H144ZM153 178V177H152ZM183 178V177H182ZM257 178V177H256ZM259 178V177H258ZM36 179H38V178H36ZM49 179H51V178H49ZM88 179V178H87ZM93 179H94V177H93ZM112 179V178H111ZM148 179V178H147ZM151 178H149V180H150ZM195 179H196V177H195ZM198 179V178H197ZM197 179H196V181H197ZM199 179V180H200ZM203 179V180H202ZM260 179V178H259ZM262 179V178H261ZM260 179V180H261ZM47 180V179H46ZM45 180V181H46ZM92 180V179H91ZM95 180V179H94ZM93 180V181H94ZM152 180V179H151ZM154 180H155V178H154ZM154 180H152L153 181V184H154ZM226 180H229V181H226ZM89 181V180H88ZM92 181V182H93ZM156 181V180H155ZM158 181H160L159 179H158ZM262 181H263V179H262ZM44 182V181H43ZM49 182H51V180H49ZM98 182V181H97ZM112 182V181H111ZM199 182V181H198ZM253 182H255V181H253ZM252 182V183H253ZM46 183H48V182H46ZM52 183V182H51ZM99 183V182H98ZM129 183V182H128ZM157 183V182H156ZM263 183V182H262ZM45 184V183H44ZM54 184V183H53ZM126 184V183H125ZM158 184V183H157ZM160 184V183H159ZM159 184H158V186H159ZM231 184V183H230ZM264 184V183H263ZM41 185H42V183H41ZM94 185V184H93ZM97 185V184H96ZM100 184H98V186H99ZM127 185V184H126ZM161 185V184H160ZM247 185V184H246ZM255 185L257 186V183H255ZM51 186V185H50ZM91 186V185H90ZM123 186V185H122ZM150 186H151V184H150ZM155 186V185H154ZM153 186V187H154ZM157 186V185H156ZM227 186V185H226ZM250 186V185H249ZM253 186H254V184L252 185V189H253ZM259 186V185H258ZM57 187V186H56ZM130 187V186H129ZM147 187V186H146ZM145 187V188H146ZM152 187V188H153ZM160 187V186H159ZM163 187V186H162ZM221 187H223L224 189H223V191H222V189H221ZM229 186H227V188H228ZM246 187V186H245ZM244 187V188H245ZM264 186H262V188H263ZM50 188V187H49ZM49 188H47L48 190H51V189H49ZM53 188V187H52ZM96 188V187H95ZM143 188H144V186H143ZM151 188V187H150ZM249 189H250V187H248ZM247 188V189H248ZM256 188V187H255ZM19 189V188H18ZM58 189H59V186H58ZM66 189V188H65ZM72 189V188H71ZM70 189V190H71ZM120 189V188H119ZM148 189V188H147ZM154 189V188H153ZM236 189V190H237ZM246 189V188H245ZM244 189V190H245ZM247 189H246V192H247ZM24 190V189H23ZM47 190V191H48ZM122 190V189H121ZM130 190H132L133 191V189H130ZM141 190H144V189H141ZM151 190V189H150ZM155 190H156V188H155ZM154 190V191H155ZM168 190V189H167ZM179 190H182L181 191V194L184 192V188L183 187H181ZM239 190H242V188L241 189H239ZM253 190H257V188L256 189H253ZM260 191L262 190V189H259ZM264 190V189H263ZM15 191V190H14ZM46 191V192H47ZM56 191V190H55ZM66 191V190H65ZM64 191V192H65ZM115 191H118V190H116L115 189ZM115 191L113 190H108V191H106V193H107V195L109 194V196H111V195H117L116 193H115ZM126 191H128V190H126ZM135 191V190H134ZM147 191H149V190H147ZM146 191V192H147ZM151 191H153V190H151ZM157 191H158V189H157ZM157 191H155V192H157ZM173 191V190H172ZM227 191V190H226ZM17 192V191H16ZM44 192V191H43ZM122 192V191H121ZM124 192V191H123ZM122 192V193H123ZM145 192V191H144ZM160 192H161V190H160ZM242 192V191H241ZM262 192V191H261ZM264 192V191H263ZM4 193V192H3ZM22 193V192H21ZM24 193V192H23ZM117 193H119V192H117ZM134 193V192H133ZM137 193H140V192H137ZM137 193H135L136 195H137ZM153 193L154 192H152V195H153ZM157 193H159V192H157ZM156 193V196L158 195ZM245 193V192H244ZM256 193V192H255ZM43 194V193H42ZM49 194H53L52 192L51 193H48V199H49V197H50V195ZM61 194V193H60ZM129 194V193H128ZM241 194V193H240ZM250 194V193H249ZM133 195V194H132ZM235 195H236V193H235ZM234 195V196H235ZM243 195V194H242ZM18 196V195H17ZM46 196V195H45ZM61 196H63V195H61ZM153 196H155V195H153ZM155 196V197H156ZM223 196V195H222ZM222 196L220 197V198H222ZM230 196H229V198H230ZM239 195H236L235 196V198H237ZM250 196H252V195H250ZM38 197H39V195H38ZM44 197V196H43ZM56 197V196H55ZM55 197H53L54 199H56ZM64 197V196H63ZM150 197V196H149ZM152 197V196H151ZM225 197V196H224ZM51 198V197H50ZM154 198V197H153ZM226 198H228L227 196H226ZM234 197H233V199H235ZM241 198V197H240ZM40 199V198H39ZM47 199V200H48ZM53 199V200H54ZM217 199V198H216ZM232 199V198H231ZM243 199V198H242ZM249 199H253V197H251V198H249ZM32 200V199H31ZM36 200V199H35ZM41 200H44V199H41ZM52 200V201H53ZM57 200V199H56ZM56 200H55V203H56ZM220 200V199H219ZM219 200H218V203L217 204H219ZM228 200V199H227ZM239 200V199H238ZM238 200H236V201H238ZM244 200H245V198H244ZM247 200V199H246ZM9 201V200H8ZM50 201H51V199H50ZM58 201V200H57ZM221 201V200H220ZM233 201V200H232ZM240 201H241V199H240ZM45 202V201H44ZM226 202V201H225ZM243 202V201H242ZM255 202V201H254ZM257 202V201H256ZM40 203H41V201H40ZM234 203V202H233ZM236 204L238 203V205H239V202H235ZM258 204H260L259 202H257ZM43 204V203H42ZM47 204V203H46ZM215 204H216V202L213 204V206H215ZM235 204V205H236ZM38 205V204H37ZM48 205V204H47ZM44 206V205H43ZM55 206V205H54ZM68 206V205H67ZM73 206V205H72ZM75 206V205H74ZM251 206H252V204H251ZM49 207H50V205H49ZM245 207V206H244ZM253 207V206H252ZM257 207V206H256ZM42 208V207H41ZM52 208V207H51ZM55 208V207H54ZM124 206H121V205H117L113 210L111 209L110 211H109V216L110 217H114L113 216V214H115L116 216H119V215H122V214H120L121 213V211H123L124 210ZM242 208V207H241ZM50 209V208H49ZM210 209H212V208H210ZM244 209V213H245V215H250V214H252L253 212H256L257 210L259 211V210H262L261 208L260 209H257V210H254L253 208H251L250 206L249 207H246V208H243ZM47 210H48V208H47ZM43 211V210H42ZM44 212V211H43ZM127 212V211H126ZM243 213V212H242ZM22 214H24V213H22ZM26 214V213H25ZM24 214V215H25ZM119 214V215H118ZM47 216V215H46ZM263 216H264V214H263ZM25 217H26V215H25ZM41 217V216H40ZM128 217V216H127ZM39 218V217H38ZM45 218V217H44ZM50 218V217H49ZM122 217H120V219H121ZM138 218H140V217H138ZM115 219H117V220H120L119 219V217L117 218H115ZM144 219V220H143ZM44 220V219H43ZM123 220V219H122ZM141 220V219H140ZM38 221V220H37ZM115 221V220H114ZM124 221V220H123ZM132 221H134V220H132ZM139 220H137L136 222H138ZM141 221H144V223L143 224H146L147 225V223L149 222V220L147 219V218H144V216H143V218H142V220ZM43 222V221H42ZM124 222H126V221H124ZM130 222H131V220H130ZM129 222V223H130ZM120 223V222H119ZM139 223H141V222H139ZM142 223L140 224V226L142 225ZM111 225L109 228H105L104 229V232L105 233H110V231L113 229V224H111V222L109 223V221H108V225ZM116 224V223H115ZM121 224H122V222H121ZM126 224V223H125ZM137 225V224H136ZM45 226V225H44ZM116 226V225H115ZM125 226V225H124ZM230 226V225H229ZM32 227V226H31ZM120 227V226H119ZM127 227V226H126ZM30 228V227H29ZM35 228H37V227H35ZM116 228H118L117 226L115 227V229ZM136 228V227H135ZM222 228V227H221ZM226 228V227H225ZM232 229V227L230 226L229 227V229ZM15 229V228H14ZM45 229V228H44ZM119 229H121V228H119ZM230 229V231H233V230H231ZM233 229H234V227H233ZM41 230H42V228H41ZM133 230V229H132ZM226 230V229H225ZM31 231V230H30ZM126 231V230H125ZM134 231V230H133ZM137 231H138V229H137ZM53 232V231H52ZM128 232V231H127ZM151 232V231H150ZM48 233H50V232H48ZM126 233V232H125ZM129 233V232H128ZM131 233H133V232H131ZM154 233V232H153ZM231 233V232H230ZM230 233L228 232L227 233V235H226V240L225 241H220V242H218V243H216L215 245H214V249L216 248V246L217 245H221L222 247L223 246H227V244H229L228 242L230 241L231 243H233V241L232 240H234L233 239V237H231L230 236V240H229V235H230ZM126 235H129V234H126ZM130 235H134V234H130ZM154 236V235H153ZM21 237V236H20ZM236 241V240H235ZM20 242V241H19ZM25 242V241H24ZM237 242V241H236ZM148 243V242H147ZM235 243V242H234ZM100 244H104L103 242H101ZM150 245H148V247H149ZM220 246V247H221ZM33 247V246H32ZM87 250V249H86ZM194 250V249H193ZM192 250V251H193ZM19 251V250H18ZM25 251V250H24ZM19 253H21V252H19ZM191 253V252H190ZM22 254V253H21ZM83 254H81V255H77V259H79L81 256H82ZM88 256V255H87ZM156 257V256H155ZM3 258H4V256H3ZM86 258V257H85ZM91 258V257H90ZM5 259V258H4ZM4 259H2V260H4ZM23 259H24V254H23ZM89 259V258H88ZM6 260V259H5ZM17 260V259H16ZM153 260H154V258H153ZM1 261V260H0ZM75 261V260H74ZM173 261V260H172ZM4 262V261H3ZM21 262V261H20ZM29 263H31L30 261H29ZM7 264V263H6ZM25 264H27L26 263V261H25ZM39 264V263H38ZM85 264H87V263H85Z\"/></svg>",
  "mask_w": 264,
  "mask_h": 264
}]
</instances>
